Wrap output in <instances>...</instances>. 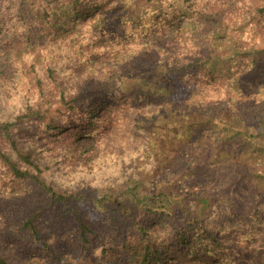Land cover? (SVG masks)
Returning <instances> with one entry per match:
<instances>
[{"label":"trees","instance_id":"16d2710c","mask_svg":"<svg viewBox=\"0 0 264 264\" xmlns=\"http://www.w3.org/2000/svg\"><path fill=\"white\" fill-rule=\"evenodd\" d=\"M142 1L146 9L134 12ZM151 1L0 0V183L14 200L0 216V264H204L200 254L212 255L213 264L260 259L232 246L225 253L230 244L215 236L214 206L222 199L189 187L198 185L192 167L203 163L200 150L210 159L227 152L235 166L259 165L253 185L264 187V109L252 98L264 90V0H179L183 23L161 38L154 2L163 0ZM120 53L124 62L117 63ZM168 73L193 84L200 98L151 124L131 123L139 135L117 146L120 168L94 178L97 149L109 143L107 124H116L108 109L132 107L125 92L135 93L132 108L167 96ZM143 104L137 114L172 108ZM42 106L59 113L43 120L50 110ZM61 116L70 125L59 123ZM184 136L196 156L177 166L167 157ZM84 137L90 148L77 141ZM87 203L99 211V225L86 215ZM95 248L98 254H88ZM75 250L80 254H70Z\"/></svg>","mask_w":264,"mask_h":264},{"label":"rangeland","instance_id":"374dc122","mask_svg":"<svg viewBox=\"0 0 264 264\" xmlns=\"http://www.w3.org/2000/svg\"><path fill=\"white\" fill-rule=\"evenodd\" d=\"M108 2V0H105ZM151 1V0H149ZM152 2V1H151ZM135 4V3H134ZM136 5L138 7H136ZM146 9V5L144 4V1L141 3H137L132 6L134 8V12H138L140 9L143 8ZM179 5V0H163L162 2H154V8H159V13L157 14L158 19V25L156 29V34H158V38L163 35H165V29L172 28L175 29L181 22L183 23V18H177V9ZM182 5V4H180ZM87 8V6H86ZM86 10V9H85ZM145 14H148V10ZM177 20L170 25V23L175 20ZM168 20H171L170 22ZM145 22V21H144ZM145 24V23H143ZM169 25V26H168ZM67 33V37L71 36L73 34H70L67 32L69 30H65ZM60 34H56V37L58 38L59 42L62 44L63 41V33L58 32ZM150 39V38H149ZM148 40V39H146ZM165 41V40H164ZM159 40L157 41V44ZM118 48L115 49V54L122 51L121 46L119 47L120 51H117ZM117 51V52H116ZM120 54H117L116 62L122 63L124 62L123 56ZM83 54H81V58H79V55L77 57V60L80 62L83 60ZM109 62L113 63L115 62L114 59L110 60ZM69 79H72L70 76H68ZM163 79L165 82L171 87L170 92L167 96L164 97H158V96H149L145 102L141 101L137 107L132 108L135 104V93L125 92L123 94V98L126 102H129L132 107L123 108L119 111H115L113 108L108 109V113L110 114V118L112 121L115 120L116 124L112 123L110 124L108 122L107 126L109 127V132L107 135V138L109 139V143L103 147H100L97 149L96 152V159L101 160V164H99V169L94 173V178L98 179L101 176H104V172H112L114 169H119L120 164L123 161L122 156L118 155V158H116L117 153V146H121L125 143L130 144V142H136L137 136L139 135L138 132H134L131 128L132 125L135 123V120L137 119H146V121L151 124L152 121L160 118L163 116L164 113L166 115H174L175 109L177 107V104L183 102V101H192L195 99H199L201 94L195 93L193 94L194 86L193 84H190L186 82L184 79H181L177 77L174 74L168 73L167 75L163 76ZM256 97L252 96L255 105L261 106L262 109H264V90L259 89L258 93L255 94ZM219 96H212L209 98H215ZM240 100V98H239ZM144 103V104H143ZM144 106L145 110L148 108H151L150 110L159 109L161 107H165L167 105L172 106V108H164L161 111H159L157 114L150 115V114H137L135 111L139 110L140 107ZM136 105V104H135ZM43 109H49L47 106H42ZM58 108L49 109L50 111L48 113H42L43 120H48L51 115H58V111L56 112ZM118 116V118H117ZM133 117V120H132ZM118 121H122L124 119H129V125L127 127H124L123 125L117 124ZM59 119V123L62 124V122L66 121L69 125L72 122L71 120H68L66 117L61 116ZM235 126L240 128V130H243L245 128V125L243 123H240L238 118H236V123H234ZM233 126V125H231ZM250 128H252L250 126ZM156 129V128H155ZM158 129V128H157ZM78 142L82 144V146H86L87 148L91 147L92 141L90 139L84 137L83 139H78ZM163 141L159 142V150L162 151L161 145ZM192 140L187 139L185 136L183 138L177 139V142L175 143L173 150L169 152L170 155L169 160L171 163H176L180 165H185V159L188 156H196V149L191 144ZM127 149V148H126ZM203 150H200L199 155H197V159L199 161H202L203 163L201 165L197 164L195 165L194 172H193V179L198 182V185L193 184L190 185L189 189L190 191L195 192H207L208 195L210 194H216L219 196L220 199H222L223 202L218 203V206L215 209V213L219 212V226L220 228L216 231L215 236L219 239V243L221 242L223 244L227 243L229 245V250H226L225 253H230V246L238 248L239 252L242 250H253L254 254H261L260 259L256 263L251 264H264V201L262 193L264 194V187H255L253 184L255 183V175L257 173V166L252 167L251 165H238L235 166L233 160L227 156V152L225 154L220 155V157H211L208 156L207 158H204L202 154ZM167 154V155H168ZM206 155V154H205ZM204 155V156H205ZM213 161V162H212ZM115 162L117 163V167L111 169H105L107 167H111V165ZM260 167V166H259ZM57 168V167H56ZM167 169H163L162 173L165 175L167 173ZM101 175V176H100ZM94 178H90L89 180H92L93 182ZM89 182V183H91ZM162 184L157 183V188L160 190ZM164 190V188H163ZM259 191V192H258ZM225 194L224 196L222 195ZM9 192L2 188V181L0 183V216L3 213V208H9L12 203L14 202L13 199L8 198ZM101 195H99L100 198ZM157 200V198H155ZM97 202H100L97 201ZM159 203H155L154 206H156ZM146 205H150V201L146 202ZM91 204L87 203L85 208L86 215L90 218L92 224L99 225V222H102V217L97 209L91 208ZM160 205L156 206L159 207ZM219 209V210H217ZM254 212V215H251L250 213ZM6 221V220H5ZM8 220L6 221V223ZM213 224V221H211ZM46 233V232H45ZM76 233V232H75ZM49 234V232H48ZM48 234L46 235L48 237ZM119 238L121 236L119 235ZM70 238L66 237L64 238V241H68ZM52 238H49V242H51ZM69 242V241H68ZM66 243V246L69 245V243ZM241 251V252H242ZM99 251L97 248L94 249L93 253L88 254H98ZM70 254H80L78 251H71ZM84 252H82V258H88L84 256ZM189 255V254H188ZM64 257V256H63ZM67 257V256H66ZM36 258V257H35ZM71 259L70 257H68ZM200 258L202 260V263L204 264H213L215 262L214 257L210 255V257L207 255L200 254ZM180 259L183 261H186L189 263H192V261H195V256L191 255L186 257L185 255L181 254ZM210 259H213L212 261ZM72 260V259H71Z\"/></svg>","mask_w":264,"mask_h":264}]
</instances>
